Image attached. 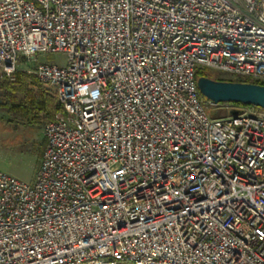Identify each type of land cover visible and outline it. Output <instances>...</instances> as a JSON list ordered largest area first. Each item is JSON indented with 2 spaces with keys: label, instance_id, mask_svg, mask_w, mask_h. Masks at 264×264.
Instances as JSON below:
<instances>
[{
  "label": "built area",
  "instance_id": "2783aa9c",
  "mask_svg": "<svg viewBox=\"0 0 264 264\" xmlns=\"http://www.w3.org/2000/svg\"><path fill=\"white\" fill-rule=\"evenodd\" d=\"M0 68L61 107L33 182L0 172V264H264V110L196 86L264 83V0H0Z\"/></svg>",
  "mask_w": 264,
  "mask_h": 264
},
{
  "label": "rangeland",
  "instance_id": "374dc122",
  "mask_svg": "<svg viewBox=\"0 0 264 264\" xmlns=\"http://www.w3.org/2000/svg\"><path fill=\"white\" fill-rule=\"evenodd\" d=\"M36 62L63 67L66 57L62 54L39 55ZM19 64H21L19 67H23V61ZM32 64L28 63L27 66L32 67ZM23 74L31 79L34 78L31 74ZM208 74L210 79L215 81H230L225 75L219 73L209 71ZM16 85V79L10 81L0 68V172L28 184L34 180L45 147L43 127L46 122L29 123L25 118L10 112L12 96L21 97L23 95ZM12 87L15 92H12ZM44 88L50 91L47 86ZM205 108L213 118H226L232 110H239L229 104H207Z\"/></svg>",
  "mask_w": 264,
  "mask_h": 264
},
{
  "label": "trees",
  "instance_id": "16d2710c",
  "mask_svg": "<svg viewBox=\"0 0 264 264\" xmlns=\"http://www.w3.org/2000/svg\"><path fill=\"white\" fill-rule=\"evenodd\" d=\"M200 77L210 78L207 71L197 69L196 78ZM14 79H16V86L18 87V90L22 92L23 95L21 97L12 96V101L10 102V112L12 111L25 118L29 123L40 124L42 122L52 120L56 113L61 110L60 105L52 96L39 91L40 82L35 77L31 79L23 74V72H16ZM234 82L264 85V83L251 80H235ZM28 87H30V89H28ZM11 90L12 92H15L14 87H12ZM229 105L237 108L250 107L240 104Z\"/></svg>",
  "mask_w": 264,
  "mask_h": 264
},
{
  "label": "water",
  "instance_id": "95a60500",
  "mask_svg": "<svg viewBox=\"0 0 264 264\" xmlns=\"http://www.w3.org/2000/svg\"><path fill=\"white\" fill-rule=\"evenodd\" d=\"M196 86L202 98L213 105L240 104L264 110V85L200 77ZM241 112L240 109L232 110L229 116H237Z\"/></svg>",
  "mask_w": 264,
  "mask_h": 264
},
{
  "label": "crops",
  "instance_id": "0c3cea01",
  "mask_svg": "<svg viewBox=\"0 0 264 264\" xmlns=\"http://www.w3.org/2000/svg\"><path fill=\"white\" fill-rule=\"evenodd\" d=\"M44 87H46V85H43V84L40 83L39 91H40L41 93H44V94H47V95L52 96V97L56 100V98L54 97L52 91H51V90H50V91H47V89L44 88ZM56 101H57V100H56Z\"/></svg>",
  "mask_w": 264,
  "mask_h": 264
}]
</instances>
